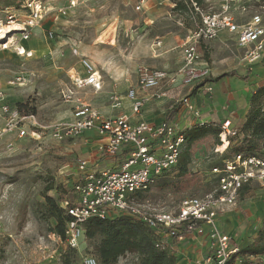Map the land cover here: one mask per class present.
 Instances as JSON below:
<instances>
[{"label":"rangeland","instance_id":"rangeland-1","mask_svg":"<svg viewBox=\"0 0 264 264\" xmlns=\"http://www.w3.org/2000/svg\"><path fill=\"white\" fill-rule=\"evenodd\" d=\"M167 1L165 8L169 9ZM4 5L0 0L2 25L5 24ZM237 5L240 7L234 8L233 14L238 24H245L256 15L264 24V0H242ZM37 8L43 18L27 43L32 56H20L13 48L0 47V92L4 101L13 108L26 105L23 112H32L40 126L28 129L27 135L19 141H15V134L0 139V264H79L85 258L100 264L99 237L89 239L83 231L78 246L70 248L65 239L55 233L56 221L50 217L44 199L49 182L70 188L80 179L77 166L87 157L88 146L84 142L90 141L91 134L99 133L87 131L61 140H57L54 133L56 130L65 133L74 124L75 99L105 118L131 115L125 95L127 89L136 84L139 68L176 72L181 67L179 53L185 33L177 25V18L167 15L165 9L152 10L147 2L139 6L138 0H38ZM210 11L217 9L211 7ZM14 12L21 16L20 23L24 27L27 11L16 8ZM49 32L52 40L46 38ZM228 37V40L221 36L202 44V62L210 70L208 81L169 88V92L174 89L173 92L157 100L160 109L157 114L164 119L172 108L179 109L187 102L203 113L205 123L220 125L221 120L229 119L239 137L260 133L264 153V57L254 65L241 62L248 49L239 48L234 38ZM10 38H20V33ZM2 43L0 39V46ZM165 52L168 53L165 55ZM82 61L91 64L100 75L102 88L99 91L73 86V74L80 75ZM164 63L168 68L161 66ZM226 73L236 79L219 78ZM206 83H212L210 96L213 98H209V90H205ZM232 87H238L236 93L230 90ZM68 89L74 94L69 102L64 99ZM238 89H242L239 95ZM111 95L121 100V109H111ZM252 103L258 114L244 131L246 113ZM182 108L174 121L183 131L200 122L202 117L193 119ZM207 110L213 115H208ZM141 112L133 114L132 118L136 120ZM257 130L259 132H255ZM13 141V148L9 149L7 144ZM232 143L227 141L224 147L209 144L196 151L190 164V171L202 177L196 187L181 194H158L148 188L135 197L133 205L144 212L172 213L184 200L210 193ZM99 155V161L109 166L105 170L111 171L117 170L125 158L124 153L114 158ZM236 202L221 213L223 218L217 217V228L227 232L229 237L240 228L254 233L264 219V183L252 187L244 201ZM112 264H140V258L126 252Z\"/></svg>","mask_w":264,"mask_h":264},{"label":"built area","instance_id":"built-area-1","mask_svg":"<svg viewBox=\"0 0 264 264\" xmlns=\"http://www.w3.org/2000/svg\"><path fill=\"white\" fill-rule=\"evenodd\" d=\"M187 1L193 30L182 46L181 67L176 72L141 66L136 84L127 89L125 95L130 104L131 115L120 114L114 118H105L89 110L79 99H75L74 124L65 133L61 134L59 130L54 133L55 138L61 140L94 130L106 137L105 143L97 145L102 155L114 158L119 153H125L124 160L114 171H90L86 161L78 163L80 179L74 188L78 192V199L67 210L71 220L66 223L64 230V238L70 248L78 246L86 221L104 220L110 214L126 212L138 217L151 231L160 232L167 240L177 234L178 244H182L184 240L181 231L190 232L199 225L208 227L210 252L193 264H228L230 257L238 252L237 248L231 246V238L219 231L216 219L221 213L227 212L228 208L236 205L239 191L244 185L264 183V156L237 155L231 160H223L224 168L217 172L214 189L202 198L184 200L176 212H144L133 205L137 193L147 190L155 178L177 165L184 136L176 123L152 127L143 121L133 122L132 115L139 114L152 99L166 98L169 87L190 86L208 78L210 70L202 62L203 56L198 51V46L215 40L222 32L236 35L238 47L248 49L247 54L240 59L241 62L254 65L264 55V24L258 15L245 24H238L230 0H217L220 4L217 11L202 8L194 0ZM202 1L209 4L212 0ZM37 2L38 0H21L20 5L5 8V24L0 22L5 36L0 46L3 50L13 48L20 56H32L22 43L30 40L32 31L43 18ZM146 2L147 0H138L139 6ZM16 8L28 13L24 18V27L20 23L21 16L14 12ZM16 33H20V38H10ZM46 38L52 40V33H47ZM81 66L86 75L81 76L75 72L73 86L99 91L102 81L98 72L87 61H82ZM73 96L68 89L64 99L69 102ZM109 100L111 109H121V100L116 95H111ZM184 110L193 119L200 118V112L187 102L184 103ZM39 127L33 114H21L4 101L0 92V139L15 134V141H19L27 135L28 129ZM220 128L225 138L239 137L238 130L231 126L229 120L224 121ZM239 139L243 140L244 137ZM13 143L14 141L7 144L9 149L13 148ZM79 264L98 263L92 258H85Z\"/></svg>","mask_w":264,"mask_h":264},{"label":"trees","instance_id":"trees-1","mask_svg":"<svg viewBox=\"0 0 264 264\" xmlns=\"http://www.w3.org/2000/svg\"><path fill=\"white\" fill-rule=\"evenodd\" d=\"M194 1L198 5L203 3L202 0ZM169 2L175 5L176 11L187 14L191 19L187 0H169ZM3 3L5 4L4 7H10L20 5L21 2L19 0H3ZM198 51L202 53V45L198 46ZM232 76V74L227 73L219 78ZM25 107L26 105H17L14 108L21 114L32 113L23 112ZM182 107L179 109L177 107L172 108L165 117L163 124L175 123L174 120L183 109ZM257 114L255 104L252 103L246 113L247 121L243 125L244 131L254 123ZM220 127L221 124L197 122L191 127L181 130V134L184 136V145L181 148L177 165L155 178L148 191L158 194H181L199 185L202 182V177L190 171V164L196 151L205 145L212 144L224 147L227 141H233L234 143L228 149L227 157H225L227 160H231L237 155L243 157L264 156L260 133H255L252 137L240 133L244 137L243 140L239 139L238 136L223 140L224 137H221L224 136V133ZM77 182L70 188L49 182L44 190V199L50 217L56 221L54 231L61 239H65L64 228L66 223L71 220L67 210L72 208L78 199V192L74 189ZM256 186H258L257 183L244 185L239 191L238 200L244 201L245 197L251 193L252 187ZM138 195L140 193H137L136 197ZM83 231L89 239L99 237L97 254L100 264H112L126 252L138 255L140 264H181V259L176 256L175 249L177 234L167 240L160 232L151 231L138 217L129 213L110 214L104 220L90 219L83 224ZM181 232L183 235L187 233L185 230ZM228 264H264V219L262 226L254 235L253 243L238 250L236 254L230 257Z\"/></svg>","mask_w":264,"mask_h":264},{"label":"crops","instance_id":"crops-1","mask_svg":"<svg viewBox=\"0 0 264 264\" xmlns=\"http://www.w3.org/2000/svg\"><path fill=\"white\" fill-rule=\"evenodd\" d=\"M201 2H203V1H201ZM238 2H242V0H230V6H231L232 11H233L234 8H236V7L239 8L240 7L239 5H237ZM167 3H169V5H170L169 9L165 8L166 0H147V4H149V5L151 4V9L152 10L159 8V10H163L164 11V9H165V13L167 15L171 14V15L174 16L173 18L176 17L177 18V25L180 26L182 30H184L185 39L182 40V44L180 45L181 52L179 53L181 61H182V51H183L182 50V48H183L182 46H183L184 42L188 39L190 33L193 30V24H192V21H191L192 19H190V16H188L187 14H184V13L182 14L179 11H176L174 9L175 5L171 4V2H169V0L167 1ZM231 3H233V4H231ZM202 4L205 5L207 8H210V9H211V7H214L215 9L218 10L219 7H220V4L218 3L217 0H212L209 4L208 3H204V2ZM10 7H13V6H10ZM6 8H9V7H6ZM228 35L231 36L232 38H234V41L236 43V35H232V34H229L227 32H222L217 38L222 36V38L224 40H228V38H229ZM27 43L28 42H24L22 44L25 47V49L30 51L31 49L27 46ZM205 43H202V44H205ZM202 44H200V45H202ZM167 53L168 52H165V55ZM202 56H203V54H202ZM263 57H264V55H263ZM204 64H205V62H204ZM161 66H164L163 68H168L166 63H164ZM156 70H166V69H156ZM171 71L172 70H170V72ZM172 73H173V71H172ZM240 74L241 73H238V75H240ZM80 75L81 76H85L86 75L85 71H83V70L80 71ZM209 76H210V74H209ZM208 78H206L205 80H203L201 82L202 83L207 82ZM225 78H226L225 79L226 81H228V80L232 81V80L236 79V76L233 75L232 77H225ZM233 85L234 84H232L231 86H233ZM177 86H181V85H175V86H172V87H169V88H173V87H177ZM169 88L167 89V96L169 95V93L173 92V90H174L173 89V90H171L169 92ZM237 88L238 87H232V89H230V90L231 91H235V93H236ZM212 89H213L212 83H206L205 90L206 91L209 90V92H208L209 96L212 93ZM239 91H242V89H238L237 95H239V93H238ZM209 98H213V96L212 97L210 96ZM221 98L223 99L225 97L221 96ZM159 101L152 99L146 106H144L142 108V112H141L142 114L139 115V116H136V118L138 120L137 119L135 120V119L132 118L133 122H141V121H143V122H146L147 124H149L152 127L162 124L165 118L163 119L162 116L157 114L158 113L157 111L160 110L159 107L157 106ZM235 103H237V102H235ZM149 111H150V116L148 114ZM207 111H209V110H207ZM199 112H200V116L202 117L200 119L201 120L200 123H205V120H204V118L202 116L203 113L201 111H199ZM206 113H208V115H213L212 111H209V112H206ZM217 114H219V113H217ZM154 115H155V119L153 118ZM156 116H157V118H156ZM226 120H229V119L221 120V124L224 121H226ZM89 137H90V141H86L87 140L86 139L85 142H84L85 145L88 146L86 148L87 157H86V159H84V161L87 162V165H88L89 168H94V169L97 168V169H99V171H103V169L105 170L109 166L106 167L105 166V162L99 161V158H100L99 154H101V153L98 151L97 145L100 144V143H105L106 142V137L101 135V134H97V133L91 134ZM123 160H124V158H123ZM239 203H240V201H239ZM221 215H223V214H220V216H218V218H223V217H221ZM219 231H221V230H219ZM254 231H255L254 233L247 232L246 230H243L241 228L239 230L235 231L234 232L235 235H233L232 237L230 235V237H231V242H230L231 246L233 248H237L238 250L249 246L254 241V235L257 232L256 230H254ZM221 232H223V231H221ZM223 233H227V232H223ZM209 244L210 243H209V239H208V229H207V227L204 226V225H199L193 231H190V232H187L186 234H184V240H183L182 244L176 243V245H175L176 254H177L176 256L179 259H181V264H193L195 261L200 260L204 256L208 255V253L210 252Z\"/></svg>","mask_w":264,"mask_h":264},{"label":"bare ground","instance_id":"bare-ground-1","mask_svg":"<svg viewBox=\"0 0 264 264\" xmlns=\"http://www.w3.org/2000/svg\"><path fill=\"white\" fill-rule=\"evenodd\" d=\"M14 29H18L17 27H13ZM3 29H2V27L0 26V39L1 40H3V39H5L4 37L5 36H3L4 34L2 33V32H4V31H2ZM2 37V38H1Z\"/></svg>","mask_w":264,"mask_h":264},{"label":"snow or ice","instance_id":"snow-or-ice-1","mask_svg":"<svg viewBox=\"0 0 264 264\" xmlns=\"http://www.w3.org/2000/svg\"><path fill=\"white\" fill-rule=\"evenodd\" d=\"M9 31H12L11 29Z\"/></svg>","mask_w":264,"mask_h":264}]
</instances>
